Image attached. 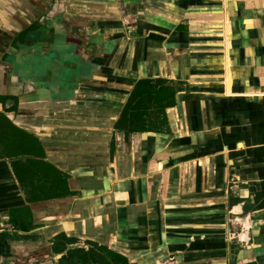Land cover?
<instances>
[{"label": "crops", "instance_id": "0c3cea01", "mask_svg": "<svg viewBox=\"0 0 264 264\" xmlns=\"http://www.w3.org/2000/svg\"><path fill=\"white\" fill-rule=\"evenodd\" d=\"M140 79L174 102L126 133ZM0 114L61 195L0 144V264H264V0H0Z\"/></svg>", "mask_w": 264, "mask_h": 264}, {"label": "trees", "instance_id": "16d2710c", "mask_svg": "<svg viewBox=\"0 0 264 264\" xmlns=\"http://www.w3.org/2000/svg\"><path fill=\"white\" fill-rule=\"evenodd\" d=\"M174 96V89L166 85L164 80L140 79L135 83L120 117L115 123V128L126 133L159 129L164 123L165 108L173 104ZM21 132L11 124L5 115L0 114V144L4 145L8 151L7 157L12 159L14 171L20 182L31 186L33 193L30 198L45 200L61 196L58 193H53V181H49L52 178L51 170L59 171L40 158L43 155L42 146L36 142L25 140L21 136ZM25 151L34 157L21 158L17 156ZM61 185H63L62 181ZM65 189L66 194L69 193L67 181ZM13 222L17 224L16 221ZM19 228L27 230L29 225L22 226L20 224Z\"/></svg>", "mask_w": 264, "mask_h": 264}]
</instances>
